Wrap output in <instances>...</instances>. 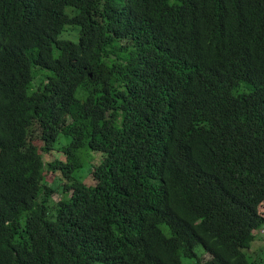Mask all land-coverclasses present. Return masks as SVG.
Instances as JSON below:
<instances>
[{
  "label": "trees",
  "instance_id": "1",
  "mask_svg": "<svg viewBox=\"0 0 264 264\" xmlns=\"http://www.w3.org/2000/svg\"><path fill=\"white\" fill-rule=\"evenodd\" d=\"M263 208L264 0H0V264H264Z\"/></svg>",
  "mask_w": 264,
  "mask_h": 264
},
{
  "label": "rangeland",
  "instance_id": "2",
  "mask_svg": "<svg viewBox=\"0 0 264 264\" xmlns=\"http://www.w3.org/2000/svg\"><path fill=\"white\" fill-rule=\"evenodd\" d=\"M47 180L52 181L54 179V175L49 173L46 175ZM90 180L88 179L87 182ZM262 213L264 214V208L263 210L261 209ZM204 249L202 247H199L197 249V255L202 257L203 259L207 260L209 258L208 254H203ZM247 255L249 256V259L252 260H257V259H262L264 258V230L263 232L260 233V239L255 240L251 247L246 249L245 251ZM184 263H189L190 260L188 259H183Z\"/></svg>",
  "mask_w": 264,
  "mask_h": 264
},
{
  "label": "clouds",
  "instance_id": "3",
  "mask_svg": "<svg viewBox=\"0 0 264 264\" xmlns=\"http://www.w3.org/2000/svg\"><path fill=\"white\" fill-rule=\"evenodd\" d=\"M263 230H264V228H262V229L256 231L257 236H260V233L263 232Z\"/></svg>",
  "mask_w": 264,
  "mask_h": 264
}]
</instances>
